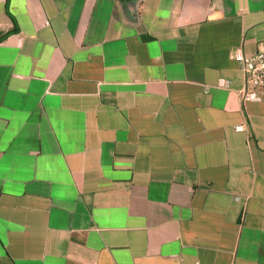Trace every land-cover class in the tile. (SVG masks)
I'll return each mask as SVG.
<instances>
[{
  "label": "crops",
  "instance_id": "crops-1",
  "mask_svg": "<svg viewBox=\"0 0 264 264\" xmlns=\"http://www.w3.org/2000/svg\"><path fill=\"white\" fill-rule=\"evenodd\" d=\"M236 50L264 0H0V264H264Z\"/></svg>",
  "mask_w": 264,
  "mask_h": 264
},
{
  "label": "built area",
  "instance_id": "built-area-1",
  "mask_svg": "<svg viewBox=\"0 0 264 264\" xmlns=\"http://www.w3.org/2000/svg\"><path fill=\"white\" fill-rule=\"evenodd\" d=\"M245 76V88L241 93V99L244 103L260 102L264 95V52L253 55H245L241 50H236L232 54ZM230 82L221 79L218 87L230 90ZM236 131L243 132L245 127L240 125Z\"/></svg>",
  "mask_w": 264,
  "mask_h": 264
}]
</instances>
